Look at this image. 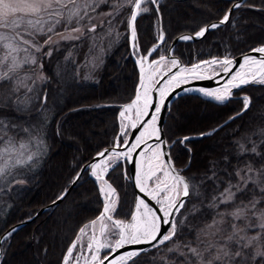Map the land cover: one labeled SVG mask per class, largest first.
<instances>
[{
    "label": "trees",
    "instance_id": "1",
    "mask_svg": "<svg viewBox=\"0 0 264 264\" xmlns=\"http://www.w3.org/2000/svg\"><path fill=\"white\" fill-rule=\"evenodd\" d=\"M156 2L161 28L154 3L143 2L142 7L148 11L139 14L135 21L137 39L133 43L138 45L135 46L138 52L131 48L128 38L131 5L122 3L119 11L115 8L107 17L111 27L108 35L103 32L105 27L97 22L95 39L91 37L85 24L91 17L89 12L79 25L62 20L52 32L39 33L35 42L42 47L33 52L40 71L39 81L32 78L31 68L18 69L10 81H0V120L4 121L0 126V150L24 143L33 154L31 161L7 168L0 180V236L8 227L30 218L57 198L81 165L94 154L121 141L117 133L119 111L134 97L138 82L134 54L144 56L158 43L162 30L165 39L149 58L165 55L176 36L194 34L210 22L223 18L233 1ZM240 5L232 9L228 22L207 31L198 40L177 41L172 54L190 66L212 58H233L263 45L264 0H244ZM101 7L108 9L113 5L105 2ZM74 26L82 29L83 35L76 34L80 39L58 38L52 44L44 43L48 36L55 35V38ZM99 45L102 54L95 58ZM17 87L18 91H14ZM244 95L252 98L248 111L213 135L198 136L240 112L243 107L240 97ZM17 100L21 103L17 104ZM163 120L166 141L173 142L169 148L172 161L177 169H186L181 172L183 176L196 178L193 183L199 195L190 191L185 206L176 213L177 235L173 240L142 254L138 264H184L180 255L186 251L183 245L193 242L195 246L197 234L214 218L220 219L217 213L231 212L253 195L261 197L259 188L251 184L230 204L220 203L219 194L229 182H238L235 176L238 169L248 163L259 168L264 163L250 151L241 153L240 149V145L251 149L255 142L257 151L264 155L261 143L264 134L258 132L264 130V85H245L222 104L199 94L182 95L171 104ZM185 136L194 138L181 144ZM125 163L118 159L104 174L116 190L117 203L112 215L122 221L131 217L135 202ZM213 196L217 197L218 207H209ZM102 207L98 184L86 168L64 199L11 231L1 242L0 264H62L80 228L96 219ZM258 207L264 208V203ZM224 221L222 227L233 222L227 215ZM235 223L241 224L240 221ZM176 246H180L178 251H168ZM107 252L108 249L102 255Z\"/></svg>",
    "mask_w": 264,
    "mask_h": 264
},
{
    "label": "snow or ice",
    "instance_id": "2",
    "mask_svg": "<svg viewBox=\"0 0 264 264\" xmlns=\"http://www.w3.org/2000/svg\"><path fill=\"white\" fill-rule=\"evenodd\" d=\"M147 0H127V3L131 5V15L128 18V26L131 29L132 40L136 41V29L135 21L137 16L141 13L147 12L148 9L142 7V3ZM152 3H156V0H151ZM92 0H84L83 8L84 14L81 15V5L77 0H0V47L5 50L3 57H0V67L6 68L4 71H0V81H10L12 75L21 67L23 62H19L13 53H17L20 50L27 52V48H22V45H31L39 51L41 46H37L33 43L32 39H25V35L34 37L37 33L52 32L56 24L61 23L63 19L67 24H71L75 21L79 25L80 21L87 16V9L91 6ZM71 5V7H69ZM121 5H116V11H119ZM241 7L240 4H233L232 8L228 9L223 18L219 21V24L213 23L201 27L199 31L195 32V37H202L205 33L211 29L218 28L220 25L230 20L232 9ZM94 10V9H93ZM47 17L48 20L54 21L51 27L45 29L43 27ZM95 30V25L88 29L89 32ZM72 33H81L83 35L81 27L72 28L67 36H61L62 39H80V36L72 35ZM184 40L193 39V36L180 37ZM160 41H164L165 37L161 30L158 37ZM45 44H52L54 41L51 36L44 41ZM138 46V45H134ZM155 50V49H153ZM255 52H259L262 55L257 59L252 56H245L243 63L240 64V70L233 73L231 78L220 88L215 90L199 89L205 97L212 100L224 103L232 97L233 89H242L245 85H264V46L253 49ZM50 54V53H49ZM146 57H141L138 61L140 65V84L136 90V96L131 103L122 105V111L119 116L121 118V129L127 127L124 124V120L131 122V127L136 128L137 123L141 117L148 115V109L152 104L150 98V91L155 87V77L162 69L158 67L163 63L166 58L160 56L159 61H152L145 68ZM10 61V62H9ZM28 62V61H24ZM31 63H35V58H30ZM171 67L168 71L171 72L172 68H179L177 72L172 74L167 83L166 88L159 89L161 101L155 106V111L151 116V119L144 126L145 131L141 132L136 137V142L132 147L128 148L127 153L112 152L110 158L104 159L105 153L100 152L97 155L101 157L99 163H93L89 167L93 170L92 175L96 177L101 183L100 192L104 195V207L100 216L91 221V226L95 229V226L100 222V236L95 234L90 238V242L87 244V249L91 253L90 259L81 254L76 256V260H84L85 264H138V258L142 254H146L151 249L158 248L164 245L166 242L172 241L177 235V221L174 213H179L180 209L185 206V197L190 195V191L193 194L199 195L197 186L193 181L195 177H185L181 175V172L186 169H177L171 158L164 161L162 157L166 155L160 148L161 141L159 135V128L157 127L158 115L163 106V97L167 94L169 89L174 85H178L188 79H202L207 78L203 75L204 72L214 71L213 66L219 64L225 74L230 71V66L234 63L232 59L225 57L222 60L213 58L210 61H201L196 64H192L190 68L180 66V62L176 58H171L169 61ZM142 90V91H141ZM18 91V87L14 89ZM243 107L240 112L234 116H230L223 125H219L217 128L211 129L208 132L201 133V136H211L220 127H223L232 120L237 119L249 110L252 98L248 95L240 97ZM46 100V97H45ZM142 102V103H141ZM17 104L21 101L17 100ZM135 109V121L132 120L130 113ZM129 113V115H126ZM4 125V121L0 120V126ZM27 132V129H24ZM261 134H264V130H258ZM155 138L160 141L155 147L149 146L146 152H142L141 155L146 157L145 161H142L139 165V170L135 177L136 185L141 192H147L148 182L155 181V187L148 192L153 200L159 205V209H153L145 202L144 199H139L136 203V211L131 215L130 222H124L122 220H113L111 213L115 211L116 199L115 189L111 184L104 179V174L109 171V168L116 163V161L122 157L129 155L141 144H145L146 137ZM194 137L185 136L180 141L184 144L186 141L193 139ZM264 144V141H261ZM11 146V145H10ZM27 147L26 144L21 143L20 148ZM241 153L251 152L254 156L260 157L264 160V155L257 151V145L253 142L251 149H246L244 145H240ZM10 148H4L2 153H7ZM191 151V149H189ZM151 155L148 156L147 153ZM0 153V154H2ZM33 155L27 157V161H31ZM27 161L17 160L16 164H23ZM145 164L147 167H145ZM15 166V165H13ZM9 167L8 162L5 161L3 165H0V176H3L5 170ZM162 173V177L158 175ZM243 173V174H241ZM231 175V174H230ZM235 176L238 180L236 184L228 183V187L219 194L220 203L230 204L233 202L237 194L243 195L247 190L249 184L259 188L261 197L257 198L255 195L248 200L247 203L243 201L239 205L234 207L231 212L217 213L220 217L219 220L213 219L212 223L206 225L205 233L207 236L213 237L212 240H201L199 234L197 235L196 245L193 246V242H188L183 245L186 249L185 252H180V255L184 258V264H257L258 261L264 262V208L258 207L261 203H264V163H261L259 168L254 167L251 163L245 165L243 169H238L235 172ZM79 178L77 174L76 179ZM75 183V179L72 181ZM235 189V191H233ZM67 194V190L57 196V200L64 199ZM217 197L213 196V203L209 207H218L216 203ZM157 211L162 213L158 215ZM225 215L232 218L233 222L228 223L227 227L224 225ZM111 221V227L105 221ZM255 220V223L252 221ZM240 221L241 224L235 223ZM183 224V221H180ZM167 224L169 228L167 232L161 231V225ZM243 225V226H241ZM90 225H84L79 230L80 235L76 237L72 245L68 247L67 253L63 257V264H68L69 259L72 257L74 249L77 248V244L85 234L86 229ZM214 229V231H213ZM230 229V231L228 230ZM259 229L255 235H249V230ZM16 229L13 228L12 232ZM12 233L9 232L10 236ZM117 236L118 238L114 242L109 240L110 236ZM103 237V240L101 239ZM127 245H149V247L132 248L126 251L114 259L109 260L111 253L116 252L118 249L124 248ZM180 246L175 248H169V252L178 251ZM108 249V255H105L102 259L100 257L101 250Z\"/></svg>",
    "mask_w": 264,
    "mask_h": 264
},
{
    "label": "water",
    "instance_id": "3",
    "mask_svg": "<svg viewBox=\"0 0 264 264\" xmlns=\"http://www.w3.org/2000/svg\"><path fill=\"white\" fill-rule=\"evenodd\" d=\"M177 1V0H176ZM233 1L231 6L229 7L232 8V5L233 4H240L242 2H244V0H231ZM157 2L154 3V6H155V9L157 11V15H158V19H159V28H161V16L159 15V10H158V7H157ZM222 19V18H221ZM217 20V21H213V22H210L209 24L207 25H210V24H213V23H216V24H219V21L221 20ZM129 27V26H128ZM129 31L131 32V29L129 28ZM164 34V33H163ZM131 36V35H130ZM183 36H193L194 38L193 39H190L191 41H195V40H198L199 38L201 37H195V33L194 34H180L178 36H176L171 44L169 45L168 47V51L165 55H163L166 59H171V58H176L179 62H180V65H184L180 58H178L177 56L173 55L172 54V51H173V45H175V43L180 40H184V39H181L180 37H183ZM130 41L132 42L133 40L130 38ZM162 41L158 40V43H155L153 46H151L148 51L146 52V54L144 55V57H146V64H145V68L147 69L148 67V64H150L152 61H159L160 59V56L154 58V59H150V54L152 53L153 49H155L156 47H158V45L161 43ZM132 43H130V46L132 47L131 45ZM261 46H264L263 45H260V46H257L253 49H256V48H259ZM253 49L247 51V52H244L243 54H240L238 56H235L233 58H229V59H232L234 61V63L230 66V71L228 74H225L223 72V69L220 67V69L218 71H216L215 73H213L212 75L211 74H206V73H203V75L207 78H202V79H191V80H188L186 82H183L181 84H178L176 86H173L168 92L167 94L163 97V106L161 107V111L158 115V120H157V127L159 128L160 132H159V135H160V139L161 141H164V143H160V141H158L155 136H152L151 138H146V142L145 144H141L140 147L136 148L131 154L130 156L129 155H126V156H122L121 159L124 160L128 166V170H129V178L131 180V183H132V187H133V190H134V196H135V202H134V209H135V206H136V203L138 202L139 199H144L146 203L149 204V206L153 209H156L158 210L159 209V206L157 204L154 203V201L149 197L147 196L146 194H144V192H141L139 187L136 185V181H135V177L137 175V172L139 170V162H140V159L142 157L141 153L142 152H146V150L148 149L149 146H153V145H156L158 143H160V147H161V150L166 154L162 157V159L164 161H167L169 159V157L171 158L170 156V152H169V148L171 146V144L173 143H168L166 141V138L164 136V133L162 131L163 129V123H164V120L165 119V114L167 112V110L169 109V107L171 106V104L180 96L182 95H185V94H199L201 95L202 97H205L203 95L202 92L199 91V89H206V90H215V89H218L220 87H222L230 78H231V75L235 72V70L237 69V66L239 62L243 61L244 57L245 56H252V57H256L257 59H259V57L262 55L261 53L259 52H255L253 51ZM134 61H135V64L137 66V69H138V82H137V85H136V88L134 89L135 90V95L134 97L132 98V100L135 98L136 96V90H137V87L139 86L140 84V69L137 65V62H136V58L133 56ZM213 59V58H212ZM212 59H209V60H212ZM224 58H221V59H218V60H222ZM204 61H208V60H204ZM199 63V62H197ZM196 64V63H195ZM186 67H189L188 65H184ZM191 66V65H190ZM178 68H172L171 69V72H169L168 70L166 72H164L162 75H160L158 78H157V81H156V84H155V87L152 88V92L150 94V98H151V101H152V104L151 106L149 107L148 109V115L146 116H143L141 117L140 121L137 123V127L136 128H132L131 125H130V129H129V133L127 135V138L125 139L124 142H122L120 145H118V143H114L112 146L110 147H105L103 149H101L99 152H97L96 154H94V156L85 164L81 165V167L79 168V170L76 172V174L73 177L72 181L75 179V183L76 181L79 179H76L77 177V174H79V177L81 175V173L86 169L88 168V171H89V176L92 177L95 181L97 180L96 177L94 175H92V169L89 167L91 164L93 163H96L101 157H99L97 154L100 153V152H104L105 149H108L109 151L105 153V156L107 154H111L113 151L114 152H117V153H127V150L128 148H130L135 142H136V137L138 136L139 134V131H141L142 127L144 126L145 123L148 122V120L151 119V116L152 114L154 113L155 111V106L157 105L156 103V98H157V92L160 88V85L162 84V82L164 81V79L168 76H170L171 74H173ZM238 89H233L232 90V93L234 91H236ZM205 98H208V97H205ZM232 98V97H231ZM211 99V98H209ZM126 103V104H129L131 103V101ZM124 104V105H126ZM234 116V114L232 115ZM230 117V116H229ZM136 119V117H135ZM228 120V118L226 119ZM225 120V121H226ZM135 121V120H134ZM223 121L221 124L219 125H223L224 122ZM218 125V126H219ZM218 126L214 127V128H217ZM225 126V125H224ZM198 136H201L200 134ZM171 161H172V158H171ZM173 162V161H172ZM174 164V163H173ZM182 175V174H181ZM104 179L106 180L105 178V175H104ZM71 181V183L69 184L68 187H66L65 190H67V193L69 192L70 188H72V186L75 185V183H73ZM108 182V181H107ZM109 183V182H108ZM110 184V183H109ZM63 190V192L65 191ZM186 199V197L184 198V200ZM60 200H57V198H55L53 201L49 202L48 204H46L45 206H42L40 209H38L30 218H27L25 220H22L21 222L19 221L18 223L14 224V225H11L10 227H8L4 232H2L1 236H0V253H1V242L8 236V233L12 231L13 228H18L20 226H23L24 224L28 223L30 220L34 219L36 216H38L42 211H44L45 209H48L49 207L59 203ZM103 207H104V202H103ZM103 207L101 209V212L103 211ZM100 212V213H101ZM157 214L158 215H162V213H160L159 211H157ZM176 213H174V216H175ZM112 219H114V217L112 216ZM169 228V225L167 224H162L161 225V231L162 232H167ZM138 247H149V245H127L125 246L124 248H121V249H118L116 252H113L111 253V255L109 256V260L111 259H114L116 258L117 256H119L120 254L126 252V251H129L131 250L132 248H138ZM1 255V254H0ZM108 255V253L106 254ZM105 256V255H104ZM103 256V257H104ZM101 257V259L103 258ZM63 264V262H62ZM105 264H108V261H105Z\"/></svg>",
    "mask_w": 264,
    "mask_h": 264
},
{
    "label": "rangeland",
    "instance_id": "4",
    "mask_svg": "<svg viewBox=\"0 0 264 264\" xmlns=\"http://www.w3.org/2000/svg\"><path fill=\"white\" fill-rule=\"evenodd\" d=\"M77 2H78V4H80L81 5V15L82 14H84V8H83V3H84V0H77ZM105 2H107L108 3V5H110V6H112L113 5V7L111 8H108V9H103L101 6L102 5H104L105 4ZM122 4V3H127V0H92V3H91V6L87 9V14H88V12H89V16L91 15V17L90 18H88L87 20H86V27L87 28H91L93 25H95V28H96V23L97 22H100L101 24H102V26H103V28L105 27V29H104V31L103 32H105V35H108L109 34V32L111 31V27H110V25L108 24L109 23V21L107 20V19H109V18H107L108 17V15H110L111 13H114V11H115V8H116V5L117 4ZM128 4V3H127ZM69 7H71V5L69 6ZM101 7V8H100ZM132 7V6H131ZM94 9V10H93ZM130 17V16H129ZM103 19V21H99V20H102ZM105 19V20H104ZM45 20L47 21L46 23H44V25H43V27H46V29L47 28H49V27H51L52 26V24L54 23V21H52V20H48L47 19V17H45ZM63 20V19H62ZM61 20V21H62ZM64 21V20H63ZM71 29L72 28H76V26H74V27H70ZM71 29H68V28H66L63 32H61V33H59L58 35H57V37H55L54 38V36L55 35H53V36H51L52 37V40H55V39H58V38H61V36L63 35V36H67L68 34H69V32L71 31ZM96 32V29L94 30V31H91L90 32V34H91V37H94V39H95V33ZM38 34L39 33H37L34 37H29V36H27V35H25V39H32L33 40V43H35L36 44V42H35V39H37V37H38ZM77 33H72V35H76ZM94 34V35H93ZM130 35H131V32H130V34H129V37H130ZM102 36H103V33H102ZM128 37V38H129ZM103 38V37H102ZM129 42L130 43H132L131 45H132V47L131 48H135L134 47V43H133V41L131 42L130 41V38H129ZM37 45V44H36ZM22 48H27V52H25V51H23V50H20V51H18L17 53H13V55L17 58V60L19 61V62H23L22 64H21V67L19 68L20 70H23V71H25V70H27V69H30L31 68V71H29V72H31V74H32V72H33V76H32V78L34 77V80L35 81H39L40 80V71H39V69H38V65L36 64V63H31L30 62V58H32V57H34L35 58V56H34V51L36 50V48H34V47H32L31 45H22ZM101 45H99V47H98V49H96L97 50V52H94V57L95 58H97V55H101L102 54V50H101ZM135 51H137V48H135ZM138 52V51H137ZM5 54V50L2 48V47H0V57H3V55ZM134 57L135 58H141V57H144L143 55H141V54H139V53H137V54H134ZM24 61H28V62H24ZM35 61H36V58H35ZM169 61H170V59H166L163 63H161V64H159L158 65V67H160L161 69H162V71L160 72V73H162L163 71H165V70H167L168 68H169V66H170V63H169ZM208 61H210V60H208ZM10 62V61H9ZM213 68H214V71H207V72H204V73H206V74H213V73H215L216 71H218L219 69H220V65L219 64H217V65H214L213 66ZM4 70H6V68H3V67H0V71H4ZM159 73V74H160ZM159 74H157L156 75V77H155V80L158 78V76H159ZM30 76H28V78H29ZM123 109L121 108L120 109V111H122ZM120 111H119V113H120ZM127 114V113H126ZM132 114H133V118L135 119V111H133L132 112ZM118 120H119V131L117 132L118 134H119V136H120V139H121V141L120 142H118V145H120L122 142H124L125 141V139L127 138V135H128V133H129V129H130V125H131V123L130 122H128V120H124V124L127 126V127H125L123 130L121 129V118H120V116H118ZM20 144L21 143H19V144H17L16 146L14 145V146H11V147H5V148H10V150L7 152V153H2V150L4 149V148H2L1 150H0V153H2V154H0V165H3L4 163H5V161H7L8 162V165H9V167H12L13 165H19V164H16V161L19 159V160H24V161H27V157L29 156V155H33V154H31V151H29V149H27L26 147L25 148H20ZM157 145V144H156ZM147 155H148V153H147ZM110 156H111V154L109 153V154H107L106 155V159H108V158H110ZM121 158V157H120ZM119 158V159H120ZM146 160V157L145 156H142L141 157V159H140V162H139V165L141 164V162L142 161H145ZM8 167V168H9ZM145 167H147V165L145 164ZM93 171V170H92ZM106 174V173H105ZM158 175H160L161 177H162V173H158ZM0 180H2V176H0ZM96 182H97V184H98V187H99V191H100V187H101V183H100V181H98V180H96ZM155 187V181H149L148 182V185H147V188H148V191L150 192L153 188ZM101 193V192H100ZM115 195H116V193H115ZM101 196H102V199H103V202H104V195L101 193ZM115 199H116V203H117V196H115L114 197ZM151 198V197H150ZM152 199V198H151ZM153 200V199H152ZM154 201V203L155 204H157L156 203V201L155 200H153ZM116 205V204H115ZM158 205V204H157ZM159 206V205H158ZM116 207V206H115ZM136 211V207H135V209L133 210V213ZM132 213V214H133ZM113 213H111V215H112ZM99 216H100V214H99ZM98 216V217H99ZM113 216V215H112ZM131 216V215H130ZM175 216H176V214H175ZM98 217H96V219L98 218ZM96 219H94V220H96ZM115 219V218H114ZM116 220H118V219H116ZM131 220V217L127 220V221H124V222H129ZM93 221V220H92ZM253 223H255V220H253L252 221ZM105 223H107L108 224V226H109V228L111 227V221H105ZM86 225V224H85ZM87 225H90L87 229H86V232H85V234L82 236V239L80 240V242L77 244V248L76 249H74V251H73V254H72V257L69 259V262H68V264H80L82 261H83V259H81V260H79V261H77L76 260V256L78 255V254H83V255H85V256H87L88 258L90 257V255H91V253L88 251V249H87V244L90 242V238L95 234L96 236H100V231H99V229H100V222H98L97 224H96V226H95V229H93V227L91 226V223L89 222V223H87ZM84 227V226H83ZM205 231H208L206 228L204 229ZM213 231H214V229H213ZM256 231H259V229H252L251 231L249 230V232H248V234L249 235H255L256 234ZM199 234V237H200V239L201 240H212L213 239V237H211V236H207V235H205V233L204 232H202L201 231V233H198ZM197 234V235H198ZM78 235H80V233L78 232V234H77V236ZM76 236V237H77ZM118 237L117 236H115V235H113V236H110L109 237V240L110 241H112V242H114V240L115 239H117ZM101 239L103 240V237H101ZM74 241L76 240V238L75 239H73ZM196 240H197V238H196ZM73 243V242H72ZM72 245V244H71ZM70 245V246H71ZM105 250H107V249H104V250H101V252H100V257H103L104 255H102V253H103V251H105ZM108 253V252H107ZM106 253V254H107ZM105 254V255H106Z\"/></svg>",
    "mask_w": 264,
    "mask_h": 264
},
{
    "label": "bare ground",
    "instance_id": "5",
    "mask_svg": "<svg viewBox=\"0 0 264 264\" xmlns=\"http://www.w3.org/2000/svg\"><path fill=\"white\" fill-rule=\"evenodd\" d=\"M129 38L132 39V35H131ZM139 60H140V58H136L137 65H138V67H139V69H140V65H139V63H138ZM242 63H243V61L237 63L238 66H237V69L235 70V72H237V71L240 70V67H239V66H240V64H242ZM145 64H146V60H145ZM145 64H144V66H145ZM180 66H182V67H186V66H184V65H180ZM191 66H192V65H191ZM191 66H189L188 68H190ZM169 67H171V65H170ZM167 70H168V69H167ZM167 70H165V71H163L162 73H160L159 76L162 75V74H163L164 72H166ZM178 70H179V68H178L175 72H177ZM175 72H174V73H175ZM235 72H234V73H235ZM174 73H173V74H174ZM171 75H172V74H171ZM171 75H170V76H171ZM159 76H158V77H159ZM170 76H168V77H166V78L164 79V81H163L162 84L160 85V88H159V89H161V88H166V87H167V83H166V82L168 81V79H169ZM188 80H191V79H188ZM188 80H185L184 82H186V81H188ZM155 81H157V79H156ZM182 83H183V82H182ZM180 84H181V83H180ZM174 86H176V85H174ZM153 88H154V87H153ZM169 90H170V89H169ZM141 91H142V90H141ZM151 92H152V89H151L149 95L151 94ZM160 101H161V97H160V93H159V90H158V92H157V98H156V103L159 104ZM141 103H142V102H141ZM133 111H135V109H133L132 112H133ZM132 112L130 113V115H131V117H132V120L134 121L135 119L133 118V114H132ZM126 115H129V113H127ZM148 121H149V120H148ZM128 122H130V121L128 120ZM130 123H131V122H130ZM147 123H148V122H147ZM147 123H145L144 126H145ZM144 126L142 127L141 131H139L138 136L140 135L141 132L145 131V127H144ZM138 136H137V137H138ZM146 138H149V137H146ZM146 138H145V139H146ZM155 146H156V145H153V146H151V147H155ZM131 147H132V146H131ZM160 148H161V147H160ZM150 155H151V153L148 152V156H150ZM101 159H102V158H100L96 163H99ZM104 159H106V156H104ZM148 192H149V191L144 192V194H146L147 196L151 197V196L148 194ZM151 198H152V197H151ZM115 220H116V219H115ZM130 221H131V220H130ZM130 221H129V222H130ZM90 257H91V255H90ZM90 257H89V259H90ZM80 264H85L84 260H83Z\"/></svg>",
    "mask_w": 264,
    "mask_h": 264
}]
</instances>
